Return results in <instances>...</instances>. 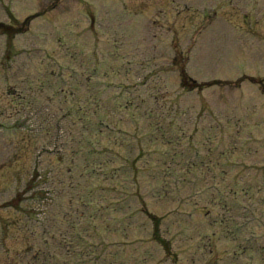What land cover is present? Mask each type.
Wrapping results in <instances>:
<instances>
[{
  "label": "rangeland",
  "instance_id": "rangeland-1",
  "mask_svg": "<svg viewBox=\"0 0 264 264\" xmlns=\"http://www.w3.org/2000/svg\"><path fill=\"white\" fill-rule=\"evenodd\" d=\"M125 1L129 6L136 2L0 0V23L12 22L19 26L28 19L30 24L25 36L0 35V54L3 55V58L0 56V179L8 175L5 183L0 182V264H78L76 250L100 254L96 264H121L112 257L120 246L110 251V240L98 237L81 221L92 201L93 183L77 179L54 183L53 201L46 209L41 205L43 187L29 183L32 172L43 174L46 168L58 179L66 175L71 178L75 165L88 176L93 171V177H104L96 175V162H110L109 153L117 152V145L124 147L127 159L130 148L138 152L143 169L139 170L140 164L135 162L134 169L132 166L121 177L115 176L112 183L123 182L125 177L123 191L127 190L133 197L141 196L134 201L137 207L142 205L143 197V201L144 198L150 200L153 212L165 214L162 235L168 240L172 238L171 252L178 263L264 264V223L259 227L257 217H245L251 230L247 234L255 233L246 241H240L237 230L231 234H215L222 226L239 227L243 221L240 216L264 214V169L258 173L252 167L264 158V116L254 101L264 96L254 83L257 80L246 74L264 76V38H260V54L247 49L251 46L248 38H235L242 33V11L253 23L247 27H256L248 32L264 34L261 27L264 0H162L160 5H165L170 15L171 10H179L180 19L189 17L190 25L179 34L181 38H170V41L166 38L168 27L164 24L153 29L151 37L142 35L141 38H145L142 47L133 52L138 57L136 68L142 70L138 76L141 83L132 92L125 87L137 83V71L124 64L123 54L113 55L118 59L108 60V66H103L104 73L96 69L101 65L98 56L95 63L89 61L86 66L81 65L87 47H91L89 58L93 61V47L99 49L98 41H105L106 49V42L110 44L111 38L107 33L119 31L122 23L125 26L122 13ZM229 5L237 9H233L232 14L221 13L220 9ZM38 10L44 13L39 15L42 12L37 13ZM149 15L148 10L125 11L127 18L139 21L149 19ZM64 26L69 30L63 31ZM203 26V38H196ZM188 31L194 36L195 60L187 65V78H199L204 81V88L187 92L177 84L179 70H174L171 57L175 49H184ZM118 45L115 43V47ZM239 45H243L241 49L237 48ZM64 49L67 50L64 52ZM255 56L261 59L260 68ZM178 58L180 66L186 65L188 55ZM86 68L87 74L83 73ZM91 69L96 71L98 84L95 87L89 77L93 73ZM76 71L72 79L69 75ZM207 81L211 84L207 85ZM153 85L161 89L152 88ZM174 85L176 89L171 93L176 99L170 102L168 87ZM158 96L160 105H152L153 98ZM129 98L144 99L143 112L155 114L154 126L162 130L155 136L161 138L157 145L151 146L147 138L153 128L152 118L142 116L139 104L132 106L134 111L128 110V103L132 102ZM26 104L32 108L50 104L60 115L68 109L72 111L76 117L71 114L67 121H61L68 125L70 153L67 151L65 156L48 153L36 160V152L48 138L30 136L19 131V125H11ZM55 130L54 125L51 132ZM99 146L107 149L97 160L94 154L98 155ZM154 153L158 163L153 165ZM133 154L131 151L132 158ZM88 164L87 168L83 167ZM122 165L116 160L115 167ZM26 179H29L27 183ZM11 180L18 181L12 184ZM94 182L99 184V180ZM123 215V212L112 214L124 218ZM122 218L101 223L102 229L109 225L120 241L127 228L124 225L127 219ZM142 219L139 212L135 222ZM72 222L75 228L71 227ZM147 229L145 225L144 231ZM79 234L85 243L78 241ZM150 237L145 233L144 237H139L140 241L130 239L127 250L120 252L124 264L157 261V256L151 258L144 252L147 243L146 249L159 254L160 246L150 241ZM160 254L161 261L165 260L162 250Z\"/></svg>",
  "mask_w": 264,
  "mask_h": 264
}]
</instances>
